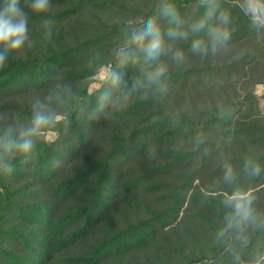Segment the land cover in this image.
I'll return each mask as SVG.
<instances>
[{
	"label": "trees",
	"instance_id": "16d2710c",
	"mask_svg": "<svg viewBox=\"0 0 264 264\" xmlns=\"http://www.w3.org/2000/svg\"><path fill=\"white\" fill-rule=\"evenodd\" d=\"M31 3L25 45H0V142L37 110L52 119L0 172V264H264V26L246 0ZM149 19L163 41L153 60L133 39ZM214 28L230 34L215 51ZM234 197L251 200L248 219Z\"/></svg>",
	"mask_w": 264,
	"mask_h": 264
},
{
	"label": "clouds",
	"instance_id": "9594fccd",
	"mask_svg": "<svg viewBox=\"0 0 264 264\" xmlns=\"http://www.w3.org/2000/svg\"><path fill=\"white\" fill-rule=\"evenodd\" d=\"M247 11L251 13L253 23L257 26H264V0H246ZM30 8L33 13L41 14L50 11L52 4L50 0H32ZM215 11L214 4H210L209 12L206 14V18L210 19ZM165 16H170L174 21L179 23L177 19V12L173 5L167 4L163 9ZM220 20L223 24L228 23V16L221 14ZM51 21H45L48 26V31L45 34L47 38L51 37ZM206 19H202L196 25H193L192 30L199 31L204 28ZM213 41V50L217 44H222L229 39V32L226 29L214 28L209 30ZM28 17L21 7L20 0H4L3 6H0V45H4L7 49L12 51H18L21 49L25 42L28 40ZM176 35L170 31L169 36ZM133 39L141 46L149 60L157 58L162 51V37L159 26L153 19H149L145 28L134 35ZM194 51L202 50V42L197 40L192 44ZM177 60L183 59L182 52H177ZM7 55L4 52H0V69L5 66ZM165 67L158 66L154 73L149 76V80H158L165 74ZM119 82V76L113 75V83ZM93 118H96L95 116ZM51 117L42 111L37 110L31 121V126L26 130L20 132L19 137L16 139L5 138L0 142V172L5 175L11 174L14 170L13 165L9 162L12 159L19 157H28L34 148V138L38 137L43 129L49 126L51 123ZM258 174V167L255 169ZM233 173L230 167L226 168L225 180L230 181ZM235 202V208L238 215L243 219H248L250 216L251 200L245 199L241 201L238 197L233 198Z\"/></svg>",
	"mask_w": 264,
	"mask_h": 264
},
{
	"label": "rangeland",
	"instance_id": "374dc122",
	"mask_svg": "<svg viewBox=\"0 0 264 264\" xmlns=\"http://www.w3.org/2000/svg\"><path fill=\"white\" fill-rule=\"evenodd\" d=\"M207 1V0H203ZM109 68L102 69L96 77V83L90 87V91H93L99 87V83L107 79L109 75ZM254 93L259 99L260 112L264 114V85H257L254 87ZM47 140H54L56 135L52 132L46 134Z\"/></svg>",
	"mask_w": 264,
	"mask_h": 264
}]
</instances>
